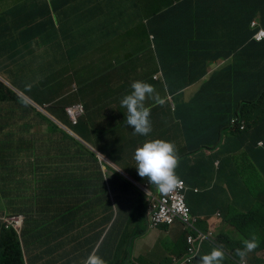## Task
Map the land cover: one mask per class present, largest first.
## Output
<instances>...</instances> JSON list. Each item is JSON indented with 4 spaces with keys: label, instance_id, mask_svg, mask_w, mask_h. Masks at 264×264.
Listing matches in <instances>:
<instances>
[{
    "label": "crops",
    "instance_id": "obj_1",
    "mask_svg": "<svg viewBox=\"0 0 264 264\" xmlns=\"http://www.w3.org/2000/svg\"><path fill=\"white\" fill-rule=\"evenodd\" d=\"M262 2L264 4V0ZM209 3L205 7L201 0H0V80L6 83L8 90L9 86L14 85L22 91L20 94H27L32 98L37 96V86L45 81L49 73L53 74L56 84L62 86L60 91H66L67 86L92 85L86 87V92L96 93L92 99H87L89 107L95 109L89 112L86 105V122L80 125L92 122L94 113L102 112L103 115V110L107 108L108 116L101 118L102 145L112 142L114 132L108 125L124 123L117 134L119 137L121 134L125 135L127 110L120 101L131 92L132 82L148 77L147 83L151 85L155 80L153 74H160L158 84L151 85L153 98L149 95L146 99L152 101L150 105L155 111V118L162 119L165 115H171L179 126L173 137L164 128L153 138L170 140L175 144L185 140L187 149L180 148L176 155L178 160L184 159L179 176L189 181V186L193 187L198 181L211 178L205 183L199 182L203 187L215 178L212 180L214 190L209 193L210 196L205 195L207 192L197 196L195 190L187 195L192 206L197 205L198 216L204 218L202 228L207 230L214 226L220 237L228 240L229 234H238L233 228H229L233 225L232 221H237L242 229L252 230L264 211V185L261 183L264 182V161L260 152L261 145L258 142L255 144V138L248 140L231 136L234 128L227 121L233 108L236 106L239 110L240 107L233 105L231 113H228L223 107L229 106L232 99H219L217 92L209 93L208 97L206 94H199L202 91L201 84L206 83L215 73H225L227 80L231 71L236 74V70L240 68L243 76L247 77L250 73V52L241 50L239 45V21L251 14L250 6L238 0H209ZM208 15L211 23H204L203 32L211 38L208 46L215 58L208 65L207 73L201 80L192 81L187 88L176 93L173 104L167 93L171 92L174 83L169 87L168 84L177 77L182 79L184 72H200L198 55L201 29L198 26L204 20H210ZM259 18L260 15H255L254 19ZM224 21L226 23L222 24ZM30 27H34L31 33L33 38L26 40L30 36L22 35L16 40H10L13 34ZM172 36L178 42L175 48L177 52L168 50L164 43ZM117 40L123 46L115 52L113 46ZM92 59H101L106 71L104 75L87 79L82 74L83 62ZM231 66L232 70L229 68ZM6 88H0V92L8 97ZM161 91L163 95L159 93ZM226 97L229 96L226 94ZM162 99L166 101L154 102ZM221 106L222 111L219 109ZM48 110L56 114L57 109L49 107ZM30 115L33 117L32 121L38 118L35 112ZM10 121L15 122L12 118ZM41 121L45 122L43 119ZM258 125L262 128L264 126L260 123ZM33 126V122L27 125ZM183 127L187 129V136L185 138L181 133L179 140ZM256 129L260 130V127ZM54 131L50 129L46 132V138L50 141L61 140L63 133ZM136 140L137 138L130 137L129 148L133 152L143 143L136 144L134 148ZM237 146L240 147L235 150ZM126 147L127 142L124 144L125 150ZM188 148L194 152L188 153ZM113 152L122 153L123 147L116 144L114 150L111 146L104 149L101 147V155L106 158H110ZM75 154H80L77 148H74L71 160H83L75 157ZM251 159H260L257 161L260 166ZM243 164H249L254 170L259 169V174L250 166L248 171H242ZM224 193L228 196L225 203L217 205L216 202ZM133 194L135 195L134 192ZM119 199L120 214L109 235L116 239L112 242L107 239L102 250L105 249L111 256L120 252L122 258H125V253L128 252L127 241L121 240L120 235L126 229L131 237L133 229L131 230L129 218L125 226H120V223L137 204L133 195L128 197L120 194ZM70 200L72 203L75 198ZM213 206L217 218L226 216L229 224L216 219H212L210 225L205 223L208 214L213 211ZM218 211L220 215H217ZM86 216L87 213L79 215L80 222L74 226L84 223ZM241 217L245 220L240 221ZM168 230H172L170 234L174 235L173 241L182 239V225L178 224ZM164 231L158 228L150 230L144 237L140 238L143 233L138 235L141 244L138 239L133 253L136 260L143 264H158L159 256L167 255L166 250H160ZM135 239L136 237L132 242ZM99 241L91 243L84 254L96 250ZM257 258L264 263V251ZM57 261L58 264H69L62 259L57 258ZM253 264L261 262L254 259Z\"/></svg>",
    "mask_w": 264,
    "mask_h": 264
},
{
    "label": "clouds",
    "instance_id": "obj_2",
    "mask_svg": "<svg viewBox=\"0 0 264 264\" xmlns=\"http://www.w3.org/2000/svg\"><path fill=\"white\" fill-rule=\"evenodd\" d=\"M253 22H256V24L253 25ZM250 25L256 29L253 38L256 41H261L264 39L263 37L262 39L258 40L255 37L260 29L264 30L260 20L253 19ZM100 68L101 67L97 69L93 67V59L85 61L83 62L82 74L87 79L94 78L96 76H100L97 75ZM104 71H106V69L104 67L101 68V75L105 74ZM159 76L160 74H153L155 80H157ZM2 84L3 86H0V88H6V83ZM203 84L204 83L201 85ZM88 86L92 87V85L67 86L66 91H60L62 86H58L54 80L53 74L49 73L45 81L37 86V96L33 98L27 94H20L22 91L14 85L9 86V90L6 88L8 97L6 94L3 95L0 92V98L2 99L0 102V112L2 115V118H0V160H4L3 157L5 155L19 157L25 155L31 150L43 148L45 153L44 160H36L35 158H32V163L45 162L47 164L45 167L52 171V169L49 168L50 164L65 163L63 160H48L49 156L56 154V150H51V141L46 138V132H48L50 129L56 130V128H60L68 135H72L75 140V144L81 146L80 149L77 148L80 154H75V157H80V159H83L77 160V166H73L76 165V163H74L75 160H72L70 166H64L63 169L56 174L43 173L39 170L32 171L27 175H23L21 172L19 189L23 190L24 192L31 191L33 195L37 197V200L33 199L30 194L24 193L25 195L21 196L18 191L13 198L12 206L17 207L19 204L23 211H19L17 213L13 212L0 214L1 227H3L5 231L12 230L20 235L26 221L25 212H29L30 216H34L37 212L43 210V208L37 205H32L33 202H38V200H41L40 198L43 196L42 194L37 193V191L43 189H41L36 181H34V176L38 177L37 182H39V184H41L42 178L45 179L47 188L45 191H43L45 192L46 196L51 197L50 199H46V208L51 207L52 205L55 206V211H53L51 214L56 216L61 212L70 211L72 208L76 207L77 211H74L76 213L74 221L77 222L74 223V225L80 222L79 215L83 213H87L86 219L89 216H93L95 222H101L105 219L102 215V210L99 207L97 212L92 210L93 205L98 202L100 206L101 202L91 196L85 198L81 194V189H77V186H80L81 181L85 178L90 179L93 182L94 179L101 177V197L103 193H107L108 197L111 199L110 201L113 204L112 216H114V218L112 219L110 226H112V224L118 219L120 214V209L118 208L119 203L117 201L120 194H122L124 191L129 195H134L133 192L137 194L135 188H138L147 194L148 201L150 203V209L148 213V230L141 234L140 238L146 236L150 230L158 228L161 229L160 227L162 225H166L167 227L166 229H161L165 231L163 232V244L160 249L166 250L167 255L165 257L159 256L158 264H253L254 259L260 261L261 264H264L260 259L257 258L264 251V211L261 213L256 226L252 230L242 229L237 225V221H232L231 223L233 225L229 228H233L236 232H238V234H229L230 239L228 240L220 237L217 228L214 226H210L209 229L204 230L202 228V222L204 221V218L198 216L199 213L197 211V205L192 208L188 202L187 191L189 189V185L185 178L179 177V169L181 162L183 163L184 159L178 160L175 147L172 142L164 139H151L144 141L142 145L137 147L134 152V168L127 169V167L130 166L129 161L122 165L124 168L116 166V169L120 171L118 172L112 167H108L104 160H121L122 156L116 155L113 152L110 158H106L101 155V151L99 149L93 148L91 145L84 143L79 138L74 130L75 128L81 126L80 123L86 122V105H88L89 112L95 109L94 107H89V102L87 99H85V95L87 94L86 87ZM10 91L15 94L17 100H15L14 96L9 93ZM152 92L153 89L149 83L142 80H135L131 84V92L123 96L120 101L122 107L126 108L127 110V115L125 116L126 124L130 126L134 132L141 135L147 134L151 128L149 109L144 106L143 102L146 96L151 95ZM168 95L170 96L169 100L173 102L171 94ZM4 96L5 99L3 100ZM165 101L166 100L162 99L154 102L161 103ZM244 103V100L238 101L236 103V105H238L240 108L239 110L238 107L236 108V111L232 115L230 122V126H232L234 129L238 126L240 130H243L246 126L245 120L240 115V109L243 107ZM49 107L56 108V114L50 112L48 110ZM174 109H176L175 106ZM31 112H35L38 115V118H36L34 121H32L33 117L30 115ZM11 118L14 119L15 122H11ZM40 118L45 122L41 121ZM30 122L34 123L33 127H27ZM68 123H71L74 129H71ZM121 124L117 126L120 127ZM110 129H112L114 132L112 136V142L103 143L101 145L102 149L111 146L112 150H114L115 142L117 140L115 134H117L118 130L113 128ZM65 142H69V139H66ZM258 144L263 145V141H258ZM31 146H34L35 148L28 150L27 147ZM189 150L190 149L188 148V153L194 152V150ZM89 152L92 153V158L90 157ZM95 153L98 157L95 155ZM91 160H101L99 172H96V170L91 166ZM186 160L190 161L191 159ZM17 161L18 160H5V165H0V185L3 187L6 193L10 192L11 190V188L8 187L7 178L10 177L15 171ZM65 161L67 162V160ZM248 166L250 165L243 164L242 171H248ZM90 167L94 171L90 172L86 176L81 177L78 174H72V171L77 170L78 168V170L86 172ZM112 171L117 173L119 177L113 175L111 173ZM254 171L258 172L259 169ZM30 178L32 179L33 186H26V182ZM210 179L211 178H207L198 182L205 183ZM181 182L184 183L185 188L183 189L180 196H184L186 206L190 209L189 216L186 218H177L173 224L160 223L158 225H154L152 223V216L155 205L159 204L162 197L170 196L174 189H176ZM218 182L221 185L219 180ZM261 183L264 185V182ZM192 189L197 192V196H200L202 192L205 191V185L202 187V185L198 184ZM49 190L52 191V194H50ZM227 197V194L224 193L223 196H221L216 202V204L220 205L225 203ZM73 198H75V200L71 203L70 199ZM55 203L57 204L55 205ZM40 204H42V202H40ZM214 206L216 205L214 204ZM214 206L213 211L208 214V218L205 220V223L210 225V221L212 219H216L218 222L225 221L227 224H229L226 216H223L220 219L217 218ZM88 207L91 209H87ZM217 215H220V211H218ZM124 220L127 221L128 218L126 217ZM244 220V217L240 218V221ZM178 224L182 225L184 228V230H182L183 237L180 240L173 241L172 237L174 235L170 234L172 230L168 229L172 228L173 226H177ZM243 232H245L246 235ZM250 235L252 236L251 239H249ZM133 238L132 236H128L127 231L125 234L122 233L120 235L121 240L127 241L128 252L125 253V258H122V253L120 252L115 254V256H111V254L107 253L105 249H103L102 252L98 254L97 252L99 251L102 242L105 239L103 238L99 241L96 250L89 252L85 257L84 262L82 260V263L143 264L142 262L136 260L135 255H133L135 247H137L136 241L138 240V238H136L132 242ZM239 238L242 239L238 240ZM107 239L109 242H112L116 238H111L108 236ZM22 249L23 252H25V264H32L33 261H29L31 254L34 255L35 262L37 264H50L48 258L49 255H47V253L44 256H42V253H39V256H36L31 251L30 246L27 244H23ZM84 256L85 254L83 253V257ZM56 262L58 264L57 260ZM145 264H148V262Z\"/></svg>",
    "mask_w": 264,
    "mask_h": 264
},
{
    "label": "trees",
    "instance_id": "obj_3",
    "mask_svg": "<svg viewBox=\"0 0 264 264\" xmlns=\"http://www.w3.org/2000/svg\"><path fill=\"white\" fill-rule=\"evenodd\" d=\"M232 1V0H231ZM241 1V3L248 4L250 6V15L244 19H241L239 21V26L241 29V35H240V41L239 45H241V50L249 51L250 52V73L247 77L242 75V69L236 70V74L230 73L228 75V80L226 79V74L219 75L215 73L212 77H210L206 83L202 86V91L199 94H206V97L209 96V93L217 92L219 99H232L231 104L229 106H224L223 109H225L228 113H231L232 106L236 105L238 101L244 100L245 103L243 107L240 109V115L245 120V128L243 130H240L237 126L234 130L231 136H237L238 138L248 139L255 138V144H257L258 141L262 140L263 145L260 146V152L263 155V161H264V39L261 41H256L253 38V35L256 31V29L251 28L250 23L255 18V15H260V21L262 26L264 27V4L262 0H238ZM202 3H209V0H201ZM210 20H204L200 27L201 33L199 34L200 38V54L198 55V61L200 64L198 68H200V72H196L195 70H190L188 72L182 73V79L179 77L176 78V80L172 83L168 84V87L172 85L171 92L169 91L167 93L171 94L172 98L175 99V95L177 92H180L186 88V86L190 85L192 81L196 79H202L206 73H207V67L208 65L214 60V55L212 53L211 48L208 46V42L211 40L210 36L207 33H204L203 29H205V22L211 23L210 15H208ZM226 23L225 21L222 22V24ZM236 28H238V25H236ZM34 31V27H30L26 30L20 31L18 34L15 33L12 35L10 40H16L19 36L26 35L30 36L26 40H29L33 38L34 36H31L32 32ZM164 33V37H165ZM194 36V35H192ZM7 43V42H6ZM166 48L170 51H175L176 44H178L177 40L174 36L170 37L169 39L164 41ZM5 44V43H4ZM161 48L159 47L158 50ZM232 70V66L229 67ZM0 86H3V84L0 82ZM12 96H14L15 100H17L15 94L10 91L9 92ZM227 96L229 97H226ZM5 99V96L3 97V100ZM176 100V99H175ZM2 99L0 98V102ZM221 103V102H220ZM222 111V106L219 108ZM236 111V106L233 108V113H231L228 123L231 122L232 115ZM0 118H2L1 112H0ZM1 122V121H0ZM71 129H74V127L71 125V123H68ZM221 125V124H220ZM260 130H257L256 128H259ZM221 128V126H220ZM255 128V130H254ZM62 132L64 134L63 138L60 140H54L51 139V150H56V154L49 156L48 160H63L65 163H56V164H50V171L45 166L47 165L45 162L41 163H34L33 166L22 172L23 175H27L28 173H31L32 171L39 170L43 173H53L56 174L60 172L63 167L70 166L72 163V155L74 148L80 149L81 146L78 144H75V140L72 137V135H68L66 132H64L60 128H56L54 132ZM53 132V133H54ZM66 139H69V142H65ZM240 146H237L235 150H238ZM35 148L34 146L27 147V149ZM53 154V153H51ZM261 157V156H260ZM67 160V162L65 161ZM255 161L256 165L259 167L257 161H260V159H251V161ZM0 165H5V160H0ZM77 169V168H76ZM177 169V168H176ZM70 171V167H69ZM180 178H184L183 176H179ZM188 184H190L189 181H186ZM36 183L38 186L45 191L47 188V185L45 183V179L42 178L41 184L39 182ZM198 183L194 184L198 185ZM206 189L204 192H207L205 195L210 196L209 193H211L214 190V187L212 185V180L205 184ZM191 185L189 186L188 193L194 191L192 189ZM20 188V184L18 186ZM81 194L87 198L89 196L95 198L99 202H101V205L99 206L98 202L93 205L92 210L94 212H97L98 207L102 210V215L104 216V220H102L99 223H95V219L93 216H89L84 223H81L78 227L74 226V220L76 217V213L74 211H66L63 214L59 213L57 216L52 217V222L48 220L46 223H48L47 233L49 235H52L54 239H52L48 244L41 247L40 242L38 241L37 237L34 234L29 233V230H31V226L34 222V220L37 217V214H35L32 218V215L30 216L29 212H25V224L21 231V234H15V231L9 230L5 231L3 227L0 225V264H25L24 255L25 252H23L22 246L23 244H27L30 246L31 251L36 255L39 256V253L46 254L57 257L58 259L65 260L69 264H83L82 260L84 262L85 257L87 254L83 257V253L86 251L87 247L93 243L94 241L102 240L104 241L108 238V236L112 233L113 225L117 221H115L112 226L111 221L114 218L112 216L113 212V204L110 201L111 199L108 197L107 193H103L101 197V177H98L93 180V182L90 179L85 178L81 181L80 184ZM137 194L133 195V198L135 201H140V204L138 206V209L135 210V214H147V223H148V213L150 209V203L148 201L147 194L143 192L142 190L135 188ZM18 190H10V192H7L3 189V187L0 185V214L5 213H17L19 211H23L19 204L17 207L12 206V201L15 195L17 194ZM50 194H52V191L49 190ZM124 196L131 197V195L127 194L125 191L122 193ZM41 200H38V202H33L32 205H37L41 208H43L42 212L40 213H52L55 211V206L52 205L51 207L46 208V199L42 196L40 198ZM103 201V202H102ZM118 208L120 209V199L118 198ZM42 202V204H40ZM188 202L192 206L191 199L188 197ZM57 203H55L56 205ZM193 208V206H192ZM91 209V208H87ZM24 214V213H23ZM144 214V215H145ZM86 214L83 215L85 217ZM146 217V216H145ZM89 219V220H88ZM40 224H36L35 228H39ZM60 241V244L58 243ZM97 252L98 254L102 252V246L103 243ZM38 242V245H37ZM84 247V249H83ZM92 251V250H91ZM90 251V252H91ZM43 255V256H44ZM32 258V261L35 262V257L33 254L30 256Z\"/></svg>",
    "mask_w": 264,
    "mask_h": 264
},
{
    "label": "rangeland",
    "instance_id": "obj_4",
    "mask_svg": "<svg viewBox=\"0 0 264 264\" xmlns=\"http://www.w3.org/2000/svg\"><path fill=\"white\" fill-rule=\"evenodd\" d=\"M208 4L210 3H205L204 6H209ZM1 24V22H0ZM4 31V30H3ZM123 44L120 40L116 41V44L113 46V49L116 50L115 52H117L119 50L120 47H122ZM140 47H143V45H141ZM93 67L94 68H103V63L101 62V59H93ZM101 68L99 70V72L97 73V75H101ZM144 80L145 82H149V78L148 77H143L141 78V80ZM158 81L157 80H153L151 85H157ZM161 95H163V92H159ZM96 93H87L85 95V99H92L95 96ZM153 98V93L150 95ZM151 100L146 99L144 100V106L147 107L149 110V120H150V131L145 134V135H141L139 133H136L132 130V128L130 126L127 127L126 125L124 126L125 129V135H122L119 137L118 134L116 135V145H119L121 147H123V152L122 153H118L116 155H120L122 156L121 160H104L107 163L108 167H112L115 171L120 172L119 170L116 169V166H120L122 167V165L126 162L130 161V166L127 167V169H133L134 168V152L129 148V144H130V137H134L137 138V140L135 141V143L133 144V147H136V144L138 143H142L146 140H151L154 139V135L158 134L157 132H161L164 130V128H167L169 131V134L171 137L175 136L177 134V130H178V126L179 124H177L174 119L173 116L171 115H165L162 119L160 117L155 118L154 117V113L155 111L152 110L151 108ZM101 114V115H100ZM102 116L107 117L108 116V112H107V108H105L103 110V115L102 112L101 113H94L92 115V122L94 123L92 125V122L90 123H86L83 126H80L78 128H75V133L79 136V138L84 142L87 143L89 145H91L93 148L95 149H99L101 151V139H100V133H101V128L103 127V125H101V118ZM101 117V118H100ZM97 122V124H96ZM124 124V123H123ZM90 126V127H89ZM107 127L109 128H113V129H117L119 130L120 127H118L115 123L108 125ZM96 131H95V129ZM181 133H183L184 137L186 138L187 136V129H185L183 127V132L180 131L179 134V140H181ZM170 141V140H168ZM127 142V147L126 150L124 149V144ZM172 142V141H170ZM174 147H175V151L180 150L181 149H185V140L180 143V144H175L174 142H172ZM187 149V148H186ZM44 149L40 148V149H35V150H31L29 152H27L25 155L23 156H19V157H14V156H10V155H5L3 157L4 160H18L16 162V169L13 172V174L7 178L8 180V187L11 188L12 190H18L19 193L21 194V196L25 195V194H30L33 199L37 200V197H35L33 195V193L31 191H26L24 192L23 190L19 189V183H20V173L24 172L28 169H30L33 165L32 163V158H35L36 160H44ZM90 157L92 158V153L89 152ZM96 155V153H95ZM97 156V155H96ZM98 157V156H97ZM92 162V167L96 170V172H99V166L101 163V160H91ZM100 162V163H99ZM76 165L73 166H77L78 165V161L75 160ZM124 168V167H122ZM79 169V168H78ZM73 170L72 174L74 175H80L81 177L86 176L87 174H89L90 172H93L94 170L90 167L86 172L82 171V170ZM113 175H116L117 177H119V175L117 173H115L114 171L111 172ZM7 174V172H6ZM123 176V174H122ZM38 179L37 176H34V181H36ZM26 186H33L32 183V179H28L26 182ZM25 186V188H26ZM25 193V194H24ZM37 193H40L43 195V197L45 199H50L51 197L46 196L45 192L43 190H39L37 191ZM137 205L135 208L132 209V212L127 214V218L130 219L129 222H131V230H132V238L136 237L139 239V234L140 233H144L148 230V223H147V214L143 213L141 215L139 214H135V210L138 209V206L140 204V201H134ZM70 211H77V208H72ZM42 211L37 212V217L34 220L32 226H31V230H29V233L34 234L38 241H40L41 243V247L45 246L46 244H48L52 239H54V237L52 235H49L47 233V228H48V223H46L48 220H50L52 222V217H54V214H51L49 212H45V213H40ZM64 212H61V214H63ZM145 214V215H144ZM57 216V215H56ZM146 216V217H145ZM33 218V216H32ZM77 221H74V223H76ZM95 223H99V222H95ZM36 224H40L39 228H35ZM126 225V220H123L122 223H120V226H125ZM161 229H166V225H162L160 227ZM126 229L123 230V233H126ZM44 233V234H43ZM252 236H249V239H251ZM140 244H141V240L139 239ZM58 243L60 244V241H58ZM44 254H42L43 256ZM50 264H57L56 260L57 257H53V256H48ZM29 261L32 262V258H29ZM32 264H37L36 262H32Z\"/></svg>",
    "mask_w": 264,
    "mask_h": 264
},
{
    "label": "built area",
    "instance_id": "obj_5",
    "mask_svg": "<svg viewBox=\"0 0 264 264\" xmlns=\"http://www.w3.org/2000/svg\"><path fill=\"white\" fill-rule=\"evenodd\" d=\"M256 22H253L255 25ZM260 40L264 37V30L260 29L255 35ZM185 188L181 182L170 196L162 197L159 204L155 205L153 211L152 223L158 225L160 223L173 224L177 218H186L190 214V209L186 206L184 196L182 194Z\"/></svg>",
    "mask_w": 264,
    "mask_h": 264
},
{
    "label": "bare ground",
    "instance_id": "obj_6",
    "mask_svg": "<svg viewBox=\"0 0 264 264\" xmlns=\"http://www.w3.org/2000/svg\"><path fill=\"white\" fill-rule=\"evenodd\" d=\"M101 115V114H100ZM101 118V117H100ZM101 121V120H100ZM91 124V123H90ZM94 123L92 122V125H93ZM96 124H97V122H96ZM90 127V126H89ZM95 129V128H94ZM95 131H96V129H95ZM97 132V131H96ZM100 163V162H99ZM258 184V183H257ZM89 220V219H88ZM15 234H17V233H15ZM44 234V233H43ZM40 242V241H39ZM41 244V243H40ZM37 245H38V242H37Z\"/></svg>",
    "mask_w": 264,
    "mask_h": 264
}]
</instances>
